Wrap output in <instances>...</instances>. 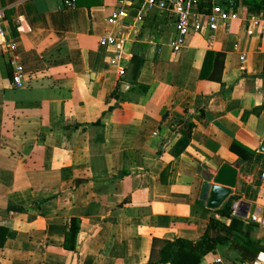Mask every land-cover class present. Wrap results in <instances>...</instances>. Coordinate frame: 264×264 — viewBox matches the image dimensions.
<instances>
[{"label": "crops", "instance_id": "1", "mask_svg": "<svg viewBox=\"0 0 264 264\" xmlns=\"http://www.w3.org/2000/svg\"><path fill=\"white\" fill-rule=\"evenodd\" d=\"M62 1L0 0L24 69L14 86L11 52L0 48V212L27 208L6 222L0 264H143L153 238L196 241L211 217L228 225L217 213L227 202L239 219L261 212L264 22L246 35L252 13L239 2L228 29L191 30L174 53L170 11L130 0L128 17L110 23L118 0ZM108 34L124 38L126 68L131 54L143 56L137 83L109 64L113 48L99 44ZM207 51L212 68L201 78ZM187 119L189 136L175 125ZM223 164L237 171L231 192L217 208L199 203L204 173L214 185ZM71 219L73 250L64 246ZM250 234L249 259L226 243L200 264H264V229Z\"/></svg>", "mask_w": 264, "mask_h": 264}, {"label": "trees", "instance_id": "2", "mask_svg": "<svg viewBox=\"0 0 264 264\" xmlns=\"http://www.w3.org/2000/svg\"><path fill=\"white\" fill-rule=\"evenodd\" d=\"M235 4L246 5L248 12L257 14L264 9V0H232ZM75 5V2H74ZM205 6V5H201ZM199 10H208L210 7H197ZM213 53L207 51L200 70V77L207 78L212 68ZM144 58L137 52L131 54L128 66L125 68V75L129 82L137 83V77L143 65ZM176 127L180 133L189 136L193 123L190 120L178 121ZM80 180H77L79 183ZM34 208V207H33ZM27 208L9 203L6 209L0 212V247L3 246L9 225L6 224L12 213L25 212ZM221 216L230 217L228 225L222 223L214 217L209 219L203 235L196 241L183 238L174 240H163L153 238L149 259L143 264H200L204 256L213 251L217 245L228 243L233 248L240 251L241 258L249 259V243L255 244V239L251 238V231L256 227L255 223L231 216L230 202L225 203L217 210ZM76 219L70 220L69 229L65 236L64 246L67 249H74L75 237L77 234ZM252 258L257 253V248L252 250Z\"/></svg>", "mask_w": 264, "mask_h": 264}, {"label": "built area", "instance_id": "3", "mask_svg": "<svg viewBox=\"0 0 264 264\" xmlns=\"http://www.w3.org/2000/svg\"><path fill=\"white\" fill-rule=\"evenodd\" d=\"M130 0H118V8L108 18L110 23L122 22L128 17L126 6ZM146 8H156L158 10L170 11L175 17V35L170 45L174 53H179L184 45L187 34L193 31L208 30L215 32L222 25L229 28L230 22L239 17L238 5L232 0H228L224 5L214 4L208 10H199L196 0H144ZM74 6V0H63L60 9ZM250 16V17H249ZM139 18V17H138ZM2 12L0 11V48L10 51L8 60L11 69V81L14 86H21L24 81V69L11 40L6 36L2 27ZM248 27L246 35L251 36L255 27H259L264 22V14L247 15ZM101 46H111L113 54L109 59V64L114 67L117 76L123 78L125 75V64L123 61L125 40L117 34H108L99 41ZM244 60V57H241ZM248 220L264 229V209L261 212L251 214ZM252 264H261L255 259Z\"/></svg>", "mask_w": 264, "mask_h": 264}, {"label": "water", "instance_id": "4", "mask_svg": "<svg viewBox=\"0 0 264 264\" xmlns=\"http://www.w3.org/2000/svg\"><path fill=\"white\" fill-rule=\"evenodd\" d=\"M122 88H125V85ZM261 150L264 151V140L261 144ZM236 174L235 168L229 164H223L216 173L215 184L210 186L211 174L204 173L205 181L202 184L199 203L207 201L209 207L217 208L231 192V188L234 187Z\"/></svg>", "mask_w": 264, "mask_h": 264}]
</instances>
